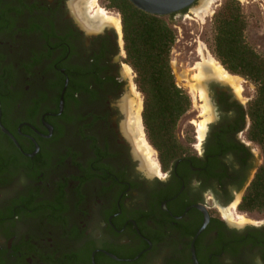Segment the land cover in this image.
I'll return each instance as SVG.
<instances>
[{
    "label": "flooded vegetation",
    "instance_id": "af4514ba",
    "mask_svg": "<svg viewBox=\"0 0 264 264\" xmlns=\"http://www.w3.org/2000/svg\"><path fill=\"white\" fill-rule=\"evenodd\" d=\"M90 3L0 0V264H264V219L229 218L262 155L244 95L205 74L203 138L150 164Z\"/></svg>",
    "mask_w": 264,
    "mask_h": 264
},
{
    "label": "trees",
    "instance_id": "16d2710c",
    "mask_svg": "<svg viewBox=\"0 0 264 264\" xmlns=\"http://www.w3.org/2000/svg\"><path fill=\"white\" fill-rule=\"evenodd\" d=\"M105 7L121 16L125 62L136 74L137 89L143 95L142 121L149 144L158 152L166 169L180 156L184 144L178 127L190 111L192 99L176 80L171 53L178 33L171 16L142 11L129 0H105ZM204 39L219 63L233 75L250 81L256 88L247 104L250 125L248 138L256 143L263 161L245 189L238 210L264 213V54L247 38L248 17L238 0H224L209 23Z\"/></svg>",
    "mask_w": 264,
    "mask_h": 264
},
{
    "label": "rangeland",
    "instance_id": "374dc122",
    "mask_svg": "<svg viewBox=\"0 0 264 264\" xmlns=\"http://www.w3.org/2000/svg\"><path fill=\"white\" fill-rule=\"evenodd\" d=\"M223 1L224 0H218L216 2L209 4L210 9L208 11V14L202 18L195 17L193 11L196 8L192 9L191 13H188L187 15L184 13H177L171 16L170 18L178 33L177 42L171 53L172 68L175 73L177 83L189 93L192 99V107L190 111L180 121L178 132H177V135L180 136V138L183 141H186L187 143L196 141L195 136L199 135L198 127L201 124L205 125L207 120L210 118V115L208 114V102H207V98L205 95L206 91L204 87L202 86V81L205 80L207 77L201 76L197 81L195 76L196 74L199 73V71L197 70L198 66H200L203 63L201 59L202 57L199 55V47L202 45L205 49V54L208 53L212 55L204 39L209 36V32H210L209 23L211 21L213 14L219 8V6L222 4ZM238 1L241 3L243 10L248 17V22H249V27L247 30L248 41L253 47H255L257 51L264 54V0H238ZM207 2L208 0H204L203 4H207ZM96 3L99 5V7L97 8L94 14L95 17L97 16L99 19H101L100 15L98 14V10L101 9L105 11L108 15L115 17L117 19H120V23H121L120 14L114 9H109L105 7V4H106L105 0H91L90 5L91 6L97 5ZM110 12H114L118 15H115ZM121 25H120V28H121ZM123 48H124V45H123ZM124 61H125V58H124ZM130 68L131 67L127 65L126 70L129 71V73L131 72L132 74L131 79L134 82L132 83V86H131V90L133 94L131 99L133 101V99L138 100V98H140L142 100V110H143V95L137 89V86L135 83L136 74L134 73V71L132 72ZM205 74L207 73H204V75ZM215 77L218 78L217 75H215ZM239 78L242 81L241 90L239 92H237L236 88L233 87L230 83L228 82H224V83L225 84L227 83V85L232 86L234 91L237 93V95H244V98L241 100L244 101L246 105L254 97L256 88L250 81H247L246 79H242L241 77ZM218 79L222 80V78L220 77ZM192 85L197 87V89H195L194 92H190L189 90V87H191ZM137 91L138 93H136ZM128 94H130V85H129ZM141 117H142V111H141ZM143 131H144V126H143ZM135 137H136V143L138 146L139 136L137 137L135 135ZM145 138H146V135L144 133V139ZM146 140L147 138L145 139V141ZM146 142L149 145L150 154L148 155L146 149L144 148L142 149L144 151V152L142 151V153L146 154L144 155V157L147 160L149 159L150 162L149 161L148 162L150 164H154L157 153L155 149L149 144L148 140ZM259 152H260V149H259ZM262 161H263V157L261 155L259 164H261ZM235 206L236 204L234 205V207ZM236 208H237L236 212H234V208L231 209V214L229 213V218H232L236 221H245L246 219L248 220L264 219V213H246V212L239 211L238 206H236Z\"/></svg>",
    "mask_w": 264,
    "mask_h": 264
},
{
    "label": "bare ground",
    "instance_id": "6f19581e",
    "mask_svg": "<svg viewBox=\"0 0 264 264\" xmlns=\"http://www.w3.org/2000/svg\"><path fill=\"white\" fill-rule=\"evenodd\" d=\"M218 0H208L207 4H202L200 7L196 8L193 13L195 17L202 18L208 14L209 11V4L216 2ZM204 5V6H203ZM212 9V8H211ZM98 14L101 17V20L104 22H110L113 25H116L120 31V19H117L115 17H112L108 15L105 11L99 9ZM193 15V16H194ZM199 55L202 57L203 63L198 66L197 70L199 71L198 74H196V80L201 76H205L204 73L211 72L212 74L214 73L215 75L218 76V78H222L224 82L230 83L233 87L236 88V91L239 92L241 90V79L239 77L241 76H234L233 74L231 75L229 72H227L224 67L211 55L206 53L205 54V49L201 45L199 47ZM206 71V72H205ZM238 76V77H237ZM242 78V77H241ZM244 79V78H242ZM197 87L191 86L189 87L190 92H194ZM138 93V91L136 92ZM140 97V96H139ZM132 110L131 111V126L133 128V131L139 136L138 141H139V147L141 149H146L148 155L150 154L149 150V145L144 139V131H143V124H142V117H141V111H142V100L138 98V100L133 99L132 101ZM204 127L205 125H200L198 127V132H199V137L202 138L204 134Z\"/></svg>",
    "mask_w": 264,
    "mask_h": 264
},
{
    "label": "water",
    "instance_id": "95a60500",
    "mask_svg": "<svg viewBox=\"0 0 264 264\" xmlns=\"http://www.w3.org/2000/svg\"><path fill=\"white\" fill-rule=\"evenodd\" d=\"M137 8L158 16H170L177 13L188 14L200 7L204 0H129Z\"/></svg>",
    "mask_w": 264,
    "mask_h": 264
}]
</instances>
